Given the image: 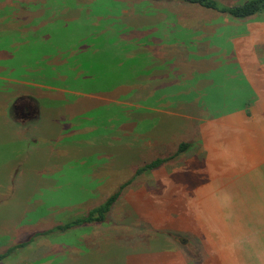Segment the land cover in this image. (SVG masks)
I'll return each mask as SVG.
<instances>
[{"label": "crops", "instance_id": "obj_1", "mask_svg": "<svg viewBox=\"0 0 264 264\" xmlns=\"http://www.w3.org/2000/svg\"><path fill=\"white\" fill-rule=\"evenodd\" d=\"M174 1L187 6L181 0ZM6 2L14 5L11 0ZM37 2L26 0L28 5ZM130 15L128 19L121 16L126 24L119 34L114 35L115 26L103 32L109 37L125 38L130 35L126 29L133 20L146 27L157 18L132 19ZM120 21L119 16L111 20L113 24ZM138 26L140 37L152 32ZM210 27L207 25V30ZM195 43L199 41L192 40L185 53L174 46L178 49L174 48L169 56L156 52L158 46L153 47L151 59L140 62L145 64L146 74L123 81L103 95L52 84L58 80L36 82L12 76L8 70L4 75L0 67V180H15L10 190L26 193L28 200L44 199L43 192L37 194L39 188L50 192L60 187L66 181L68 169L79 165L86 168L84 176L95 183L105 177L107 181L117 177L116 183L125 182L140 166L175 153L181 141L193 140L196 144L186 154L200 146L202 157L194 155L186 167L193 169V176L201 175V179L190 189L186 186V193L195 196V192H201L208 200H234L213 201L212 206L229 208L231 228L241 230L249 226V264H264V54L256 47L234 46L228 50L210 47L209 41V47L193 46ZM181 54L185 58H180ZM219 55L225 63L216 59ZM9 56L8 50L1 48L0 60L7 61ZM170 60V66H166L165 62ZM58 63L65 60L60 56ZM79 65L70 64L68 70L76 73ZM169 77L174 79L172 84H166L165 78ZM16 121L34 122L31 144H26L30 134L23 135L25 131ZM25 153L27 161L23 160ZM86 158L91 160L87 166ZM167 164L142 173L135 181L139 177L143 181V177L159 180L164 176L171 180L179 169L169 171ZM28 181H32L29 188ZM103 188L94 187L92 193L97 195L80 204L90 208L94 204L90 200L108 194ZM181 190L180 181L174 178V192ZM131 191L124 195L130 202ZM142 191L146 190L142 187ZM40 204L35 202V212ZM52 220L55 221L54 215L40 217L37 222L51 224ZM53 225L30 226L44 229Z\"/></svg>", "mask_w": 264, "mask_h": 264}, {"label": "rangeland", "instance_id": "obj_2", "mask_svg": "<svg viewBox=\"0 0 264 264\" xmlns=\"http://www.w3.org/2000/svg\"><path fill=\"white\" fill-rule=\"evenodd\" d=\"M11 1L14 5H8L6 0L0 1V50L6 49L10 55L7 61L0 60L3 61L0 64L2 73L6 75L8 70L12 76L36 82L58 80L52 84L60 83L93 95L106 94L123 81L146 74L143 69L145 64L140 62L151 59L150 52L155 46H158L156 52L164 56H169L176 47L183 49L180 53H185L192 40L199 41L193 46L205 47L209 41L210 47L228 50L234 46L256 47L264 54L262 18L233 19L187 2V6L182 7L174 0H38L34 5H28L26 0ZM221 1L237 3L242 0ZM129 14L132 19L156 16L146 27L138 26L140 22L137 20L128 24L134 23L136 27H143L145 32L151 29L152 32L140 37L142 34L137 30L123 39L115 37L124 25L119 22L113 24L112 18L119 16L122 22L121 16L129 17ZM207 25L211 29L207 30ZM109 26H115V33L110 37L103 32ZM204 34L207 37H202ZM43 56L46 58L39 62L38 59ZM60 56L65 63H58ZM221 56L216 59L225 63ZM179 57L185 58V55ZM74 63H80L82 70L79 68L76 73L70 72V64ZM170 64L171 60L165 62L166 66ZM56 73L63 77H56ZM165 80L166 84L174 82L171 77ZM15 124L25 131L23 135L30 134L26 144H31L30 130L34 122ZM194 155L201 159L200 146L194 152L175 157L176 162L173 160L166 165L169 171L179 169L171 180L164 176L159 180L143 177L142 181L139 177L134 181L127 190L133 192L128 196L132 203L124 199L122 215H125L118 219L121 224L111 228L95 226L80 231L70 230L50 238L40 237L33 244L7 256L0 264H249L252 256L249 226L241 230L231 228L229 208L212 206L213 201L226 203L234 200H208L201 192H195V196L186 193V186L190 189L201 179V175L198 174L199 178L193 176V169L186 167L188 159ZM23 160L27 161L26 153ZM90 163L91 160L86 158L85 166ZM86 170L80 165L68 169L66 181L60 187L50 192L39 188L37 194L43 192L44 199L38 200L26 199L24 192H12L10 189L16 184L15 180L2 178L0 252L36 231L47 229H32L30 225L64 223L87 211L88 208L80 203L97 195L92 193L94 187H104L110 193L123 183H116L117 177L91 182L83 174ZM174 178L182 186L179 192H174ZM31 182L26 183L27 188ZM176 194L179 195L177 198ZM47 195L51 197H45ZM99 198L90 201L95 203ZM35 202L41 203L36 212L33 207ZM129 212L130 216L126 215ZM39 215L47 218L54 215L55 221L52 220L51 224L37 222ZM163 230L179 231L185 237H181L180 242L167 232L162 233ZM187 234L190 237H186ZM210 240L211 245L208 244ZM187 251L196 254L199 262L193 263Z\"/></svg>", "mask_w": 264, "mask_h": 264}, {"label": "trees", "instance_id": "obj_3", "mask_svg": "<svg viewBox=\"0 0 264 264\" xmlns=\"http://www.w3.org/2000/svg\"><path fill=\"white\" fill-rule=\"evenodd\" d=\"M153 2H163V1H173V0H149ZM183 2H187L190 4H194L196 6H200L203 8L212 9L214 11L219 12L220 14L227 15L233 19L238 20H250L255 18H262L264 20V0H242L237 3H224L221 0H181ZM112 18V17H111ZM114 18H112V21ZM120 20V19H119ZM120 23H122L120 21ZM126 24V23H122ZM130 34H134L137 31L136 25L134 23L129 25ZM123 39V38H120ZM129 39V38H127ZM22 123V122H20ZM27 124V122H24ZM195 141L193 140H184L181 141L178 149L175 153L167 156V157H157L154 160L140 166L137 168L134 175L128 178L125 182L120 184V186L106 194L103 197H100L87 211L82 212L77 215V217L68 220L64 223L54 224L52 227H49L44 230H39L32 235L27 236L25 240H21L18 243H14L9 246L7 249L2 250L0 252V262L6 259L7 256L15 253L18 249L24 248L27 245L33 244L38 238L45 237L50 238L58 233H65L70 230H85L89 228H93L95 226L101 228H111L116 225L121 224L118 222L119 217L124 216L123 213V205L124 204V195L127 190L131 187L132 183L135 179L146 171H151L162 166L164 163H169L175 159V157H179L183 154H186L195 146ZM130 216V212L126 213V215ZM168 233L169 236L179 240L181 237H185V234L182 235L181 232L175 230H163L162 233ZM59 235V234H58ZM182 235V236H181ZM186 237H190L188 234ZM195 247H197L194 244ZM198 248V247H197ZM198 250V249H197ZM188 258L193 259V263L199 262L200 258H197L196 254H193L191 251H187Z\"/></svg>", "mask_w": 264, "mask_h": 264}]
</instances>
